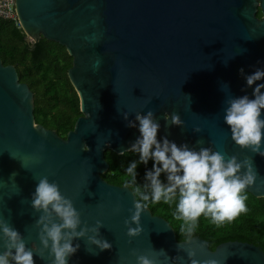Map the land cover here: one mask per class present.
Instances as JSON below:
<instances>
[{
  "label": "water",
  "instance_id": "95a60500",
  "mask_svg": "<svg viewBox=\"0 0 264 264\" xmlns=\"http://www.w3.org/2000/svg\"><path fill=\"white\" fill-rule=\"evenodd\" d=\"M15 11L26 40L43 36L72 56L67 74L82 115L65 138L36 124L32 91L15 67L0 59V218L19 230L29 247L39 246L40 212L31 206V193L38 179L48 176L73 200L82 221L103 222L100 234L112 244L101 251L79 238L69 264H135L133 249L163 264H187L180 248L221 264H264L263 250L252 243L225 241L211 250L199 236L178 241L171 225L148 208L141 213L142 232L128 236L124 221L134 194L101 176L109 166L105 152L129 151L139 135L123 112L134 120L135 112L151 109L161 124L158 137L250 157L259 175L245 191L264 197V156L237 145L223 121L226 97L251 95L254 87L239 69L251 73L264 66V0H15ZM93 33L98 39H85ZM97 58L102 62L94 70ZM173 112L182 125L165 119ZM160 249L184 262L165 260ZM34 260L45 264L39 256Z\"/></svg>",
  "mask_w": 264,
  "mask_h": 264
},
{
  "label": "clouds",
  "instance_id": "9594fccd",
  "mask_svg": "<svg viewBox=\"0 0 264 264\" xmlns=\"http://www.w3.org/2000/svg\"><path fill=\"white\" fill-rule=\"evenodd\" d=\"M92 23L95 24L96 20L93 19ZM85 39L98 37L93 33L92 36L86 35ZM101 62L99 58L95 59L93 69L97 70ZM239 72L246 85L254 87L251 95L226 97L223 121L229 126L231 139L237 145L264 156V66L255 67L251 73H245L241 67ZM225 86L228 88L224 84L223 89ZM128 115L129 112H123L128 126L137 128L139 132L128 148L138 154V159L131 160L125 168L128 174L125 183L135 185L134 191L139 197L133 202V207L129 209L130 216L124 221L128 236L142 232L141 213L149 203H159L161 200L176 202L173 214L185 222L181 225V232L185 234L186 241L193 238L195 226L202 215L221 224L247 210V196L242 193L255 184L259 175L250 157L239 159L236 154L226 156L211 146L196 148L187 142L178 144L167 135L158 137L161 124L151 109L146 113L135 112L134 120H129ZM165 119L172 125L184 123L175 112ZM195 130L200 131L199 127ZM40 147L43 148V145ZM149 161L151 167H147ZM140 164L146 166L142 184L137 179ZM31 206L40 212L35 221L39 246L34 242L29 247L23 234L0 218V264H35L34 255L43 259L45 264H69V258L79 249V238L82 237L101 251L112 247L111 242L100 234L103 222L99 219L94 224L82 221L73 200L62 194L59 184L48 176L38 179L31 193ZM180 249L187 253V264H221L215 258L196 259L193 248ZM132 251L135 264H163L155 256L136 254L135 249ZM157 252L162 253L165 260L184 262L183 256L169 259L164 249Z\"/></svg>",
  "mask_w": 264,
  "mask_h": 264
},
{
  "label": "trees",
  "instance_id": "16d2710c",
  "mask_svg": "<svg viewBox=\"0 0 264 264\" xmlns=\"http://www.w3.org/2000/svg\"><path fill=\"white\" fill-rule=\"evenodd\" d=\"M256 15L261 17L260 9ZM0 59L3 65H13L19 81L26 83L32 91L34 122L65 138L82 115L78 95L67 74L72 66V56L65 46L43 36L35 41L26 40L25 33L14 21L0 17ZM104 157L109 166L102 178L111 184L126 185L128 174L125 168L131 160L138 159V154L130 150L122 154L107 150ZM145 167L144 164L138 165L137 179L141 184ZM147 167H151V161ZM127 186L137 200L135 185ZM242 194L247 196L246 211L221 224L202 215L193 236L206 240L211 250L222 242L237 240L257 245L264 252V197H255L247 191ZM175 203L161 200L149 203L147 208L152 215L163 217L171 225L178 241H185L186 236L181 232V225L185 222L173 214Z\"/></svg>",
  "mask_w": 264,
  "mask_h": 264
},
{
  "label": "built area",
  "instance_id": "2783aa9c",
  "mask_svg": "<svg viewBox=\"0 0 264 264\" xmlns=\"http://www.w3.org/2000/svg\"><path fill=\"white\" fill-rule=\"evenodd\" d=\"M0 17L14 21L21 28L15 11V0H0Z\"/></svg>",
  "mask_w": 264,
  "mask_h": 264
},
{
  "label": "rangeland",
  "instance_id": "374dc122",
  "mask_svg": "<svg viewBox=\"0 0 264 264\" xmlns=\"http://www.w3.org/2000/svg\"><path fill=\"white\" fill-rule=\"evenodd\" d=\"M31 39H29V41H30Z\"/></svg>",
  "mask_w": 264,
  "mask_h": 264
},
{
  "label": "flooded vegetation",
  "instance_id": "af4514ba",
  "mask_svg": "<svg viewBox=\"0 0 264 264\" xmlns=\"http://www.w3.org/2000/svg\"><path fill=\"white\" fill-rule=\"evenodd\" d=\"M116 185V184H115Z\"/></svg>",
  "mask_w": 264,
  "mask_h": 264
}]
</instances>
